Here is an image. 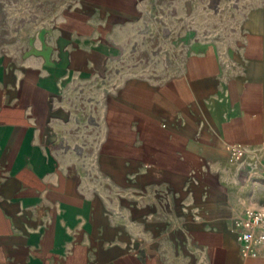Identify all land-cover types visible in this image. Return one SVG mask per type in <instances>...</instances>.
<instances>
[{
  "label": "crops",
  "instance_id": "0c3cea01",
  "mask_svg": "<svg viewBox=\"0 0 264 264\" xmlns=\"http://www.w3.org/2000/svg\"><path fill=\"white\" fill-rule=\"evenodd\" d=\"M142 6L0 0V264H264L230 229L264 205V4L157 64Z\"/></svg>",
  "mask_w": 264,
  "mask_h": 264
},
{
  "label": "rangeland",
  "instance_id": "374dc122",
  "mask_svg": "<svg viewBox=\"0 0 264 264\" xmlns=\"http://www.w3.org/2000/svg\"><path fill=\"white\" fill-rule=\"evenodd\" d=\"M260 4L264 0H143L139 40L152 45L157 64L182 40L231 38L242 28L247 9ZM152 71L156 80L165 72Z\"/></svg>",
  "mask_w": 264,
  "mask_h": 264
},
{
  "label": "built area",
  "instance_id": "2783aa9c",
  "mask_svg": "<svg viewBox=\"0 0 264 264\" xmlns=\"http://www.w3.org/2000/svg\"><path fill=\"white\" fill-rule=\"evenodd\" d=\"M246 149L241 144L229 147L230 160L241 158ZM261 173L264 176V149ZM231 231L235 233L244 255L264 257V205L258 211L245 210L243 214L233 218Z\"/></svg>",
  "mask_w": 264,
  "mask_h": 264
}]
</instances>
